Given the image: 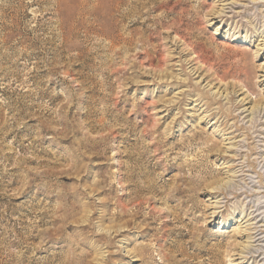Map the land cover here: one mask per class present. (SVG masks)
<instances>
[{
	"label": "rangeland",
	"instance_id": "374dc122",
	"mask_svg": "<svg viewBox=\"0 0 264 264\" xmlns=\"http://www.w3.org/2000/svg\"><path fill=\"white\" fill-rule=\"evenodd\" d=\"M244 86L264 105V0H0V264H264Z\"/></svg>",
	"mask_w": 264,
	"mask_h": 264
},
{
	"label": "bare ground",
	"instance_id": "6f19581e",
	"mask_svg": "<svg viewBox=\"0 0 264 264\" xmlns=\"http://www.w3.org/2000/svg\"><path fill=\"white\" fill-rule=\"evenodd\" d=\"M117 4V6H121V4H124V3H116ZM98 16V15H97ZM119 16L121 17V21L122 20H126L127 19V17H128V12H121L120 14H119ZM99 19H101L100 21H105V22H108V23H110V20H111V18H110V15L108 16H101V17H98ZM104 26V25H103ZM106 27V26H105ZM107 29H109V25H107ZM107 29H103V27L101 28V30H100V35L102 36V37H104V38H106V39H109V41H110V46L111 47H113V42H114V39H115V37H116V35H114L113 34V31H109V30H107ZM121 36V40H122V44H123V48H125L128 44H130V39H129V37L128 36H124V35H120ZM120 51V50H119ZM119 51L117 52V53H119ZM145 55H146V57L148 58L149 56H150V54L146 51V53H144ZM149 62H152V58L150 57L149 58ZM194 69V68H193ZM198 71V68H197V70H196V72ZM245 88H246V86H244ZM243 89V87H241V88H239L238 90H236L235 91V93H237V92H239L240 90H242ZM217 93H219V91H217ZM244 95L241 99H240V101L239 102H241V104H240V106H238V107H243L244 106V102L249 98V96H251V95H253V94H255V92L250 88V87H247L246 88V90H245V92H243V93H240V95ZM227 96V95H226ZM225 96V97H226ZM238 102V103H239ZM251 101H249V103H250ZM246 103H248V102H246ZM238 109V108H237ZM245 112H249L248 113V116H250V115H252V117L254 116V115H256V114H260L261 112H264V105H262V104H259L258 103V101H256V102H254L253 103V105L251 106V107H243L242 108V110H241V112L240 113H245ZM213 114V113H212ZM258 116V115H257ZM245 117H247V116H245ZM244 117V118H245ZM209 148H211L212 149V146H209ZM233 174H236V171L234 170L233 171ZM204 179H205V176L203 177ZM198 182H200V180H197ZM227 182H225L224 184H217V186H215V187H212L211 188V190H214V192L213 193H217V192H220L221 190L220 189H222V192L221 193H223V187L225 188V184H226ZM224 185V186H223ZM221 186H222V188H221ZM139 187V186H138ZM65 203L64 204H60L58 207H57V212L59 211V212H61L58 216H56V217H53V220H52V223L54 224V225H56V224H58L59 223V225L57 226V227H55L53 230L55 231V233H56V235H60V233H61V230H62V227L65 225V224H67V220L68 219H70L71 217H73V215L74 214H76L78 211H83V212H86V208H85V204H83V205H74L73 204V202H69L67 199H65ZM78 208H80V209H78ZM122 211H124L125 212V208L124 207H122ZM87 214V213H86ZM121 214H123V213H121ZM88 216V215H87ZM246 217V216H245ZM88 218V217H87ZM244 218V217H243ZM249 220H251V218L250 219H246L244 222H247V221H249ZM83 221H86V218L83 220ZM229 221V220H228ZM243 220H240V222H242ZM261 221V220H260ZM258 223V222H257ZM252 224V223H251ZM250 225V224H249ZM248 229H250L251 230V232L248 234V236H247V238L249 239V241H260V238H262V237H260V236H258L257 235V231L255 230L256 229V227L255 226H253V227H249ZM253 230V231H252ZM255 230V231H254ZM247 247H249V245H247ZM245 249V248H244ZM244 257V256H243ZM78 264H83V262H79Z\"/></svg>",
	"mask_w": 264,
	"mask_h": 264
}]
</instances>
